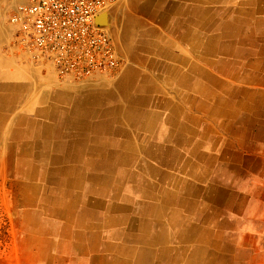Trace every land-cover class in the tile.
<instances>
[{"label": "crops", "instance_id": "obj_1", "mask_svg": "<svg viewBox=\"0 0 264 264\" xmlns=\"http://www.w3.org/2000/svg\"><path fill=\"white\" fill-rule=\"evenodd\" d=\"M21 1L0 0V156L19 150L28 177L50 184L39 188L44 198L64 192L68 209L84 188L97 192L110 236L126 240L138 230L140 246L125 250L136 254L135 263L216 264L219 256L206 263L202 247L215 227L226 234L234 208L217 205H230L223 198L231 178L253 153L245 122L237 125L235 94L245 90L237 78L252 76L264 61L257 16L264 1L247 0L248 10L238 11L236 0H121L109 15L125 61L120 78L80 92L56 84L17 46L10 14ZM122 188L134 199L133 213L144 217L118 213ZM171 237L196 241L195 252L186 260L173 256Z\"/></svg>", "mask_w": 264, "mask_h": 264}, {"label": "rangeland", "instance_id": "obj_2", "mask_svg": "<svg viewBox=\"0 0 264 264\" xmlns=\"http://www.w3.org/2000/svg\"><path fill=\"white\" fill-rule=\"evenodd\" d=\"M120 1L114 4L109 15ZM236 2L238 11L248 10L245 8L247 0ZM257 16L264 31V8ZM108 21L109 26L106 21L101 23L106 25L111 33L112 25L109 19ZM17 46L29 55L28 58L34 66L44 72L53 73L56 84L72 86L78 92L91 85L110 84L120 78V75H102L86 81H63L49 63L36 59L20 39ZM260 64L261 69H253L252 76H240L236 81L238 89L241 86L245 88L235 94L237 125L245 122L246 145L251 147L253 153L246 158L245 167L239 168L231 178L230 195L223 198L226 199L225 202L231 199L230 205H217L222 210L229 207L234 209L228 212L230 224L222 229L226 234H219L215 227L216 230L210 235L212 242L205 243L202 247L206 263L210 257L217 254L220 259L216 264H264V61ZM252 77L263 79L253 82ZM19 113L23 115L28 113V110L18 109L16 114ZM241 115H244V120L240 118ZM17 152L19 150L14 149V155L0 156V264H138L135 263L136 254L125 252L140 246L136 237L138 230L134 234L127 232L131 237L126 240L123 235L114 238L110 236L104 214L105 204L97 192H87L84 188L80 192L81 197L75 204H70L69 209L66 206L68 201L65 198L62 200L63 197H68L63 196L64 192H58L55 195L57 199H46L45 191L41 192L39 188H47L50 184L38 177H28L26 168L19 166ZM87 183L89 184L88 181ZM87 183L84 181L85 186ZM124 190L125 188H122L120 192L122 197L116 199V204L120 207L118 213L126 218L133 215L137 218L144 217L138 211L133 213L136 207L134 199L125 198ZM70 192L75 194V189ZM204 192L206 190H203L201 201L206 200L203 198ZM51 210L62 211L52 213ZM145 217H149V214H145ZM195 244L196 241L179 242L175 237L168 240L169 250H178L172 255H179L180 260L183 256L186 260L195 252L191 250ZM157 247L160 251L161 247ZM180 251H184V254ZM144 257L141 255L142 259ZM153 264L162 263L155 259Z\"/></svg>", "mask_w": 264, "mask_h": 264}, {"label": "built area", "instance_id": "obj_3", "mask_svg": "<svg viewBox=\"0 0 264 264\" xmlns=\"http://www.w3.org/2000/svg\"><path fill=\"white\" fill-rule=\"evenodd\" d=\"M118 0H22L10 22L34 57L49 63L63 81L118 76L124 60L99 16Z\"/></svg>", "mask_w": 264, "mask_h": 264}, {"label": "bare ground", "instance_id": "obj_4", "mask_svg": "<svg viewBox=\"0 0 264 264\" xmlns=\"http://www.w3.org/2000/svg\"><path fill=\"white\" fill-rule=\"evenodd\" d=\"M118 3V2H117ZM158 2H156L155 4H157ZM118 5V4H117ZM157 6V5H156ZM206 9V8H205ZM111 11V10H110ZM110 11H108V12H105V13H103L101 16H99V18H98V21L99 22H101V21H106L107 22V26H109V21H108V19H109V12ZM122 11V10H121ZM160 11V10H159ZM117 17V16H116ZM115 22H116V20H115ZM113 23V22H112ZM116 25H117V23H116ZM116 25H115V27H116ZM132 26V25H131ZM130 26V27H131ZM115 27H114V29H115ZM116 29H118L117 27H116ZM115 29V30H116ZM114 30V31H115ZM113 31V30H112ZM115 33V32H114ZM117 33H118V31H117ZM116 33V34H117ZM115 35V34H114ZM135 77V76H134ZM132 78V77H131ZM122 90V89H121ZM30 157H31V155H30ZM58 157V156H57ZM63 157V156H62ZM70 162H71V160H70ZM76 163V162H75ZM83 163H84V161H83ZM67 164V163H66ZM50 165V164H49ZM64 166V165H63ZM80 168V167H79ZM70 170V169H69ZM81 171V170H80ZM39 172V171H38ZM64 175V174H63ZM66 176V175H65ZM81 176V175H80ZM82 177V176H81ZM43 179V178H42ZM61 184V183H60ZM82 184V183H81ZM69 187V186H68ZM80 188V187H79ZM51 189H52V187H51ZM73 195V194H72ZM76 199H78V198H76ZM74 200H75V198H74ZM76 201V200H75ZM109 201V200H108ZM113 204V203H112ZM114 205V204H113ZM54 213V212H53ZM108 214V213H107Z\"/></svg>", "mask_w": 264, "mask_h": 264}, {"label": "water", "instance_id": "obj_5", "mask_svg": "<svg viewBox=\"0 0 264 264\" xmlns=\"http://www.w3.org/2000/svg\"><path fill=\"white\" fill-rule=\"evenodd\" d=\"M101 23V22H100ZM101 24H103V23H101ZM104 25V24H103Z\"/></svg>", "mask_w": 264, "mask_h": 264}]
</instances>
